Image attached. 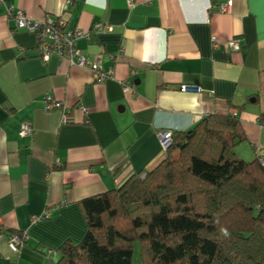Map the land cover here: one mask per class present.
Wrapping results in <instances>:
<instances>
[{
    "label": "crops",
    "instance_id": "0c3cea01",
    "mask_svg": "<svg viewBox=\"0 0 264 264\" xmlns=\"http://www.w3.org/2000/svg\"><path fill=\"white\" fill-rule=\"evenodd\" d=\"M10 5L88 30L77 46L112 75L96 80L55 53L44 60ZM217 7L214 0H0V225L29 233L18 251L0 233V264H51L64 241H81L88 225L80 200L157 166L167 155L160 130L236 112L247 134L236 151L248 160L258 156L256 144L264 152V0ZM97 22L113 28L97 30ZM236 35L240 47L231 48ZM184 83L203 90H181ZM48 93L76 121L46 109ZM25 121L34 135L19 133ZM46 209L50 217L32 221Z\"/></svg>",
    "mask_w": 264,
    "mask_h": 264
},
{
    "label": "trees",
    "instance_id": "16d2710c",
    "mask_svg": "<svg viewBox=\"0 0 264 264\" xmlns=\"http://www.w3.org/2000/svg\"><path fill=\"white\" fill-rule=\"evenodd\" d=\"M172 134L145 176L80 200L87 231L51 264H132L136 241L141 264H264V166L236 151L240 117L213 112Z\"/></svg>",
    "mask_w": 264,
    "mask_h": 264
},
{
    "label": "built area",
    "instance_id": "2783aa9c",
    "mask_svg": "<svg viewBox=\"0 0 264 264\" xmlns=\"http://www.w3.org/2000/svg\"><path fill=\"white\" fill-rule=\"evenodd\" d=\"M217 3V8L219 11L230 10L234 0H214ZM130 5H134L136 0H128ZM8 12L10 16H13L16 20V26L27 28L33 31L37 37V46L40 50V55L44 60H48L51 54L55 53L60 57H66L69 59L71 64L88 67L90 68L94 79L104 81L110 75H112V70L109 72L105 71L102 62L99 59H93L89 53L83 52L77 46V40L89 34L88 30L82 28H68V20L63 15H51L47 14L43 18H35L28 14L24 9H15L13 5H10ZM95 29L104 31L111 30L113 26L104 22H97L95 24ZM241 37L236 35L228 38L227 45L231 48L240 47ZM215 41V40H214ZM217 45L218 42L215 41ZM133 86L130 84H124V90L127 91ZM181 90H203L202 86L194 84H181L179 86ZM49 102L46 104V109L62 108L63 122H74L75 117L70 113L67 105H64L60 100H54L53 96L48 93L46 94ZM86 111V107L82 105L81 107ZM234 114H237L234 112ZM21 135L35 134L34 126L25 121L22 123L19 130ZM160 139L164 148H168L173 140L172 130H160L158 131ZM260 145H255V150L258 152L260 161L264 166V152H260ZM146 171L140 173L144 176ZM51 213L46 209L42 213L33 214L32 221L42 220L50 217ZM0 216V222H1ZM0 233H3L7 238L9 246L14 250L18 251L20 247L26 242L29 237L27 230H13L10 233L3 231L0 225Z\"/></svg>",
    "mask_w": 264,
    "mask_h": 264
},
{
    "label": "rangeland",
    "instance_id": "374dc122",
    "mask_svg": "<svg viewBox=\"0 0 264 264\" xmlns=\"http://www.w3.org/2000/svg\"><path fill=\"white\" fill-rule=\"evenodd\" d=\"M177 154H178V151H175L174 155H177ZM140 255H141L140 244L138 241H136L134 244V254H133L132 264H141V256Z\"/></svg>",
    "mask_w": 264,
    "mask_h": 264
},
{
    "label": "water",
    "instance_id": "95a60500",
    "mask_svg": "<svg viewBox=\"0 0 264 264\" xmlns=\"http://www.w3.org/2000/svg\"><path fill=\"white\" fill-rule=\"evenodd\" d=\"M54 259L57 260V256L56 255L54 256Z\"/></svg>",
    "mask_w": 264,
    "mask_h": 264
}]
</instances>
